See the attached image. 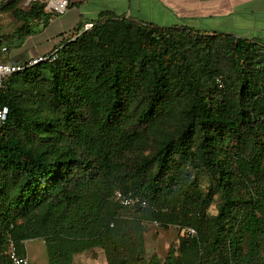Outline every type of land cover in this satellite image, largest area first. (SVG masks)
Returning <instances> with one entry per match:
<instances>
[{"label": "trees", "instance_id": "trees-1", "mask_svg": "<svg viewBox=\"0 0 264 264\" xmlns=\"http://www.w3.org/2000/svg\"><path fill=\"white\" fill-rule=\"evenodd\" d=\"M22 1L0 11L22 23L11 43L51 18ZM107 15L0 88V264L32 240L49 264H264V45ZM154 223L196 236L140 262Z\"/></svg>", "mask_w": 264, "mask_h": 264}, {"label": "crops", "instance_id": "crops-1", "mask_svg": "<svg viewBox=\"0 0 264 264\" xmlns=\"http://www.w3.org/2000/svg\"><path fill=\"white\" fill-rule=\"evenodd\" d=\"M69 12H73L72 21L67 27H57L56 35L47 39L51 42L42 53L23 59L11 57L10 64L23 63L57 48L53 39L60 37L62 41L78 28L81 32L104 13L162 28L185 27L205 34H227L264 45V0H69Z\"/></svg>", "mask_w": 264, "mask_h": 264}, {"label": "rangeland", "instance_id": "rangeland-1", "mask_svg": "<svg viewBox=\"0 0 264 264\" xmlns=\"http://www.w3.org/2000/svg\"><path fill=\"white\" fill-rule=\"evenodd\" d=\"M3 2L4 0H0V11ZM72 18L73 12H66L63 15L51 17L48 22L41 20L35 24L33 33L19 44L16 40L11 43L9 37L14 33L16 28L22 25V23L14 20L9 12L0 13V42L5 43L9 49V52L2 57L3 61L10 63L11 57L23 59L31 54L36 55L42 53L51 42H48L47 39L56 35L57 27L60 24L67 27L69 22L72 21ZM51 20L54 21L53 24L49 23ZM53 42L58 46L62 43L60 37H56V40L53 39ZM210 212L211 214H215L213 208H211ZM132 227L133 226L128 225L122 232L125 234L133 232ZM179 236H181L180 230L175 227L163 229L161 227H156L154 224H146L142 232L143 250L139 261L146 262L153 256L163 261L169 250L178 245ZM24 246L29 264H49L46 248L42 241L32 240L26 242ZM73 264H107V262L102 250L91 249L76 255L73 259Z\"/></svg>", "mask_w": 264, "mask_h": 264}, {"label": "built area", "instance_id": "built-area-1", "mask_svg": "<svg viewBox=\"0 0 264 264\" xmlns=\"http://www.w3.org/2000/svg\"><path fill=\"white\" fill-rule=\"evenodd\" d=\"M39 3L44 6V10L53 16H59L65 14L69 9V0H23L20 4L21 11L29 13L32 10L33 3ZM93 24H86L82 31H87L92 28ZM9 52V49L5 43L0 44V88L4 87L7 80L12 78L17 73L23 72L29 68L38 66L45 63H54L58 58V48H54L51 51L33 57L20 64H10L2 61V57ZM219 88H223L221 78L216 80ZM9 110V103H5L0 107V128H2L7 121ZM113 201L125 208H142L147 209L148 203L139 197H133L130 194H123L120 191H115L112 194ZM158 227L157 223H154ZM182 237H195L196 233L192 229L180 230ZM6 257L10 264H29L26 256H20L16 246L13 242H9L7 250L5 252Z\"/></svg>", "mask_w": 264, "mask_h": 264}, {"label": "water", "instance_id": "water-1", "mask_svg": "<svg viewBox=\"0 0 264 264\" xmlns=\"http://www.w3.org/2000/svg\"><path fill=\"white\" fill-rule=\"evenodd\" d=\"M15 1H17V0H8V1L3 5V7H1V10L4 9L5 7H7V6L13 4ZM81 33H83V31H81V32L78 34V36H79Z\"/></svg>", "mask_w": 264, "mask_h": 264}]
</instances>
